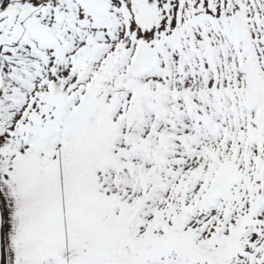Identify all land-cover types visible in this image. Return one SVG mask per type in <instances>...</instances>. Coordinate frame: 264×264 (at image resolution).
<instances>
[{
	"label": "snow or ice",
	"instance_id": "obj_1",
	"mask_svg": "<svg viewBox=\"0 0 264 264\" xmlns=\"http://www.w3.org/2000/svg\"><path fill=\"white\" fill-rule=\"evenodd\" d=\"M0 264H264V0H0Z\"/></svg>",
	"mask_w": 264,
	"mask_h": 264
}]
</instances>
